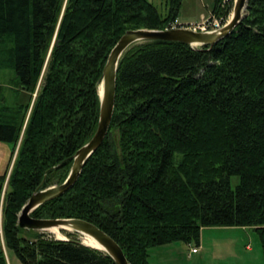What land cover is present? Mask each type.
Here are the masks:
<instances>
[{
	"label": "trees",
	"instance_id": "obj_1",
	"mask_svg": "<svg viewBox=\"0 0 264 264\" xmlns=\"http://www.w3.org/2000/svg\"><path fill=\"white\" fill-rule=\"evenodd\" d=\"M183 3L167 0L163 15L151 0H0V70L14 71L9 95L0 84V141L11 146L2 231L22 264H116L76 234L50 238L18 217L34 192L67 179L97 131L99 85L121 37L174 27ZM31 215L92 222L130 264H151L154 247L199 245L207 227H248L264 247V0H249L214 45L130 46L103 144L69 191Z\"/></svg>",
	"mask_w": 264,
	"mask_h": 264
},
{
	"label": "water",
	"instance_id": "obj_2",
	"mask_svg": "<svg viewBox=\"0 0 264 264\" xmlns=\"http://www.w3.org/2000/svg\"><path fill=\"white\" fill-rule=\"evenodd\" d=\"M249 0H236L233 15L229 22L217 32L197 31L189 27H175L165 30L158 29H131L128 30L111 51L103 70V76L99 85L100 94V118L97 131L94 136L83 145L75 154L74 162L67 179L58 185L34 192L24 204L18 223L26 230H50L54 227L72 228L78 234L88 235L93 238L100 247L91 246L100 251L106 252L116 264H130L120 244L107 232L92 222L79 218H35L31 213L42 204L62 196L69 191L79 179L87 160L103 144L115 110L117 74L119 62L124 53L133 44L147 40H169L181 41L193 46L210 44L214 45L221 39L231 34L240 24L248 8ZM68 240L65 238H58ZM80 243L89 246L83 240Z\"/></svg>",
	"mask_w": 264,
	"mask_h": 264
},
{
	"label": "rangeland",
	"instance_id": "obj_3",
	"mask_svg": "<svg viewBox=\"0 0 264 264\" xmlns=\"http://www.w3.org/2000/svg\"><path fill=\"white\" fill-rule=\"evenodd\" d=\"M165 15L167 12V0H151ZM213 0H185L177 24L181 26H190L200 21L203 15L209 11H213ZM220 3L218 8L221 11ZM231 7V6H230ZM232 9V10H231ZM231 10V12H230ZM233 8L229 11H223L229 22L233 15ZM217 11V12H220ZM202 13V14H201ZM201 14V15H200ZM200 18V19H199ZM199 19V20H198ZM196 46V45H195ZM14 74L12 70H0V84L5 86L6 94L9 95V79ZM10 144L0 141V176L6 171L10 159L11 149ZM13 165V164H12ZM12 169V166H11ZM9 170V172L11 171ZM7 180L4 184V191L0 194V228L2 227V207L4 203V192L7 190ZM48 231L49 237L70 238L69 233L76 234L79 240L86 241L85 238H80L77 232L62 231L51 232ZM62 233V234H61ZM204 247L201 249L195 242L186 244L183 242H173L171 244L154 247L150 249V263L151 264H257L264 263V247L260 243L258 234L252 229L231 228V227H207L201 232ZM86 243V242H85ZM87 244V243H86ZM247 245L251 247L248 248ZM200 247V248H199ZM199 250L198 253H193V249ZM3 249L8 263L22 264L14 250L7 249L2 243L0 234V250Z\"/></svg>",
	"mask_w": 264,
	"mask_h": 264
},
{
	"label": "built area",
	"instance_id": "obj_4",
	"mask_svg": "<svg viewBox=\"0 0 264 264\" xmlns=\"http://www.w3.org/2000/svg\"><path fill=\"white\" fill-rule=\"evenodd\" d=\"M220 1H221L220 3L221 11L220 12L209 11L206 15H203L201 17L200 21L188 27L194 30H197V31H204V32L219 31L223 26H225L228 23L227 21H225L227 17L223 13V11L226 10V8L230 6L233 8L236 0H220ZM174 27H176V25ZM197 251L198 250L196 248L193 249V252H197Z\"/></svg>",
	"mask_w": 264,
	"mask_h": 264
},
{
	"label": "bare ground",
	"instance_id": "obj_5",
	"mask_svg": "<svg viewBox=\"0 0 264 264\" xmlns=\"http://www.w3.org/2000/svg\"><path fill=\"white\" fill-rule=\"evenodd\" d=\"M62 230H64L62 227H54V228H52V229H50V231L51 232H55V231H62ZM66 231L68 230V231H74L72 228H70V227H66V229H65ZM62 234V233H61ZM63 238V237H62ZM80 238H85V242L89 245V247H91V246H95V247H100L101 248V246H99V244L93 239V238H91L90 236H88V235H83V234H80ZM93 248V247H92Z\"/></svg>",
	"mask_w": 264,
	"mask_h": 264
},
{
	"label": "crops",
	"instance_id": "obj_6",
	"mask_svg": "<svg viewBox=\"0 0 264 264\" xmlns=\"http://www.w3.org/2000/svg\"><path fill=\"white\" fill-rule=\"evenodd\" d=\"M184 1H185V0H184ZM201 14H202V13H201ZM201 14H200V15H201ZM199 19H200V18H199ZM199 19H198V20H199ZM226 228H227V227H226ZM231 228H242V229H246V230H247V229H250V228H248V227H231ZM205 229H206V228H204L202 231H204ZM0 234H1V238H2V243L5 244V243H4V237H3L2 227L0 228ZM199 246L201 247V249L204 247V242H203V238H202V237H201V240H200V244H199ZM200 247H199V248H200ZM247 247L251 249V247H250L249 245H247ZM198 252H199V250H198L197 252H193V253H198ZM8 264H10V263H8Z\"/></svg>",
	"mask_w": 264,
	"mask_h": 264
}]
</instances>
